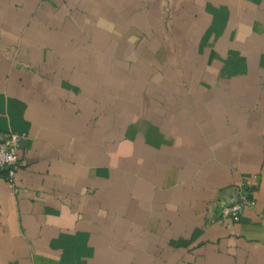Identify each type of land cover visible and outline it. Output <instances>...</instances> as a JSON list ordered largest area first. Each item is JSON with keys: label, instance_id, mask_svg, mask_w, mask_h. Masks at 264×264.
<instances>
[{"label": "crops", "instance_id": "crops-1", "mask_svg": "<svg viewBox=\"0 0 264 264\" xmlns=\"http://www.w3.org/2000/svg\"><path fill=\"white\" fill-rule=\"evenodd\" d=\"M7 131L0 264H264V0H0Z\"/></svg>", "mask_w": 264, "mask_h": 264}, {"label": "built area", "instance_id": "built-area-1", "mask_svg": "<svg viewBox=\"0 0 264 264\" xmlns=\"http://www.w3.org/2000/svg\"><path fill=\"white\" fill-rule=\"evenodd\" d=\"M24 135L13 131L0 133V176L14 183L20 169L19 147ZM256 189L250 183L243 181L236 185L234 195L223 202L220 207V217L239 221L246 207L256 204Z\"/></svg>", "mask_w": 264, "mask_h": 264}]
</instances>
